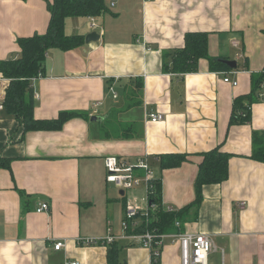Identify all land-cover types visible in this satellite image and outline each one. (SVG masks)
I'll return each instance as SVG.
<instances>
[{
  "label": "crops",
  "instance_id": "0c3cea01",
  "mask_svg": "<svg viewBox=\"0 0 264 264\" xmlns=\"http://www.w3.org/2000/svg\"><path fill=\"white\" fill-rule=\"evenodd\" d=\"M104 5L98 16L65 19L68 34L95 31L98 40L50 49L31 85L35 118L83 115L56 130L23 133L15 117L0 112V264H107L106 244L79 240L108 234L120 244L119 260L149 264L147 248L121 237L127 194L142 188L121 194L105 181L110 155L129 162L146 156L163 207L182 209V232L210 237L217 264H264V162L251 157L252 131L264 132V0ZM48 20L47 0H0V59L18 56V38L44 33ZM187 32H206L208 54L235 67L211 70L199 59L196 71L175 73L163 52L182 47ZM7 85L0 76V101ZM253 90L251 120L231 124L235 98ZM147 112L164 118L151 122ZM216 147L230 155L226 179L204 185L200 204L185 207L195 197L201 154ZM169 154L186 160L161 168L159 157ZM41 201L48 210L36 212ZM162 241L160 264H180L178 242Z\"/></svg>",
  "mask_w": 264,
  "mask_h": 264
},
{
  "label": "trees",
  "instance_id": "16d2710c",
  "mask_svg": "<svg viewBox=\"0 0 264 264\" xmlns=\"http://www.w3.org/2000/svg\"><path fill=\"white\" fill-rule=\"evenodd\" d=\"M47 9L49 20L46 31L42 34L35 33L31 36L18 38L19 55L0 59V76L8 79V85L1 102L4 111L17 119L23 133L31 130H56L66 120L83 115L80 112L72 111L60 112L53 119L35 118L33 115L34 94L31 88V78L44 74L45 59L50 49L68 51L76 49L84 43L82 34H68L65 31L66 18L98 16L101 12L106 11L104 0H47ZM163 58H169V64L171 63L173 71L181 75L196 71L199 59H207L211 70L226 67V64L220 59L208 54L206 32H187L184 35L183 46L164 51ZM165 64L168 62L165 61ZM256 100L254 90L247 96L235 98L230 123H249L251 120L250 106ZM252 144L251 157L264 162V132L252 131ZM201 155L202 159L194 180L195 197L185 207L199 205L202 200V187L206 184L220 183L226 179L228 174L229 153L216 147L203 152ZM159 160L161 168L174 167L185 161L186 156L184 154H169L160 156ZM4 161L0 157V166L4 164ZM150 201L156 205V208L149 210L147 218L138 214L136 216L138 226L133 231L143 232L145 229H149L159 235L182 232L181 227H175L174 223L181 221L184 216L183 211L182 209L174 211L163 209L158 180L154 192L150 196ZM119 245L116 240L106 244L107 264H125L124 261L119 260Z\"/></svg>",
  "mask_w": 264,
  "mask_h": 264
},
{
  "label": "built area",
  "instance_id": "2783aa9c",
  "mask_svg": "<svg viewBox=\"0 0 264 264\" xmlns=\"http://www.w3.org/2000/svg\"><path fill=\"white\" fill-rule=\"evenodd\" d=\"M90 26L95 27V23L91 22ZM232 43L238 44L237 41H233ZM40 76L41 75L31 78L32 82ZM223 80L225 82H229L228 77H224ZM233 84H236V82ZM260 86L264 88V71ZM35 97H37L36 94ZM2 109L3 104L0 101V112ZM146 117L147 120H150L151 122H158L164 118L163 114L156 112H147ZM103 163L106 182L113 184L116 188L123 192H130L138 187L143 188L144 193L141 198L132 195L125 201V215L121 223V237L129 239L131 242L139 243L143 247L147 248L150 253L149 264L160 263L159 257L163 246L162 240L164 237H170L172 240H176L178 242L180 264H208V256L213 248L212 241L208 235L190 232H173L159 235L149 229H145L143 232L133 231V229L138 226L136 216L140 214L147 218L149 210L156 208V205L152 204L150 201V196L154 192L157 178L154 176L153 169L148 163L146 156L138 158L134 162H129L124 158L110 155L104 158ZM143 203H145L144 208L142 207ZM163 209L165 211H174L172 207H163ZM35 210L36 212L48 210L47 202H39ZM180 225V222L175 221V227H180ZM116 239L117 238L113 235L108 234L99 241L81 238L79 242L83 244L96 242H100L101 244H109ZM62 246V242L58 241L54 243L55 250H58ZM67 264H77V262H70Z\"/></svg>",
  "mask_w": 264,
  "mask_h": 264
},
{
  "label": "water",
  "instance_id": "95a60500",
  "mask_svg": "<svg viewBox=\"0 0 264 264\" xmlns=\"http://www.w3.org/2000/svg\"><path fill=\"white\" fill-rule=\"evenodd\" d=\"M98 38H99V35L95 31H92V32L87 33L84 36V42L90 43V42L98 40ZM220 61L223 62L224 64H226L227 66L235 67V61H233V60L220 59ZM100 119H101V117H99V116H91L90 117V121H97ZM120 193L123 194V191H120Z\"/></svg>",
  "mask_w": 264,
  "mask_h": 264
},
{
  "label": "rangeland",
  "instance_id": "374dc122",
  "mask_svg": "<svg viewBox=\"0 0 264 264\" xmlns=\"http://www.w3.org/2000/svg\"><path fill=\"white\" fill-rule=\"evenodd\" d=\"M67 26H70L69 24H67ZM142 188V187H141ZM127 193H129V192H127ZM143 193H144V191H143V188L141 189V191H140V193L139 194H137L136 196H139L140 198L143 196ZM127 197H131V194H127ZM219 260L220 258H219V254H217V253H213V252H211L210 254H209V256H208V264H217L216 263V261L215 260Z\"/></svg>",
  "mask_w": 264,
  "mask_h": 264
}]
</instances>
